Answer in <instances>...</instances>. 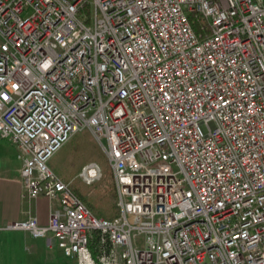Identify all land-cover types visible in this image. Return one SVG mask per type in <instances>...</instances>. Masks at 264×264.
<instances>
[{
    "label": "built area",
    "instance_id": "1",
    "mask_svg": "<svg viewBox=\"0 0 264 264\" xmlns=\"http://www.w3.org/2000/svg\"><path fill=\"white\" fill-rule=\"evenodd\" d=\"M83 128L112 218L48 166ZM0 139L74 264H264V0H0Z\"/></svg>",
    "mask_w": 264,
    "mask_h": 264
},
{
    "label": "crops",
    "instance_id": "2",
    "mask_svg": "<svg viewBox=\"0 0 264 264\" xmlns=\"http://www.w3.org/2000/svg\"><path fill=\"white\" fill-rule=\"evenodd\" d=\"M22 159L10 141L0 139V264H66L68 259L52 235L33 237L25 230L4 227L26 217L27 212L46 225L51 205L46 197H22Z\"/></svg>",
    "mask_w": 264,
    "mask_h": 264
},
{
    "label": "rangeland",
    "instance_id": "3",
    "mask_svg": "<svg viewBox=\"0 0 264 264\" xmlns=\"http://www.w3.org/2000/svg\"><path fill=\"white\" fill-rule=\"evenodd\" d=\"M87 164H96L100 168L99 177L90 184H85L80 177L82 167ZM48 166L63 181L70 182L72 187L87 193L94 187L93 184L102 181L110 173V165L104 146L94 138L91 131L83 128L74 134L48 160ZM112 216L111 210L105 218ZM68 259L66 264H74L75 260Z\"/></svg>",
    "mask_w": 264,
    "mask_h": 264
},
{
    "label": "trees",
    "instance_id": "4",
    "mask_svg": "<svg viewBox=\"0 0 264 264\" xmlns=\"http://www.w3.org/2000/svg\"><path fill=\"white\" fill-rule=\"evenodd\" d=\"M108 176L104 177L102 181L93 184L94 187L90 189L87 193L81 192L78 188L72 187L70 184L71 190L81 199L85 206L97 217L105 218V215L109 210H111L112 217L117 215V195L114 184V179L111 169ZM108 219V218H107ZM94 235L91 244L92 247H96V232H93Z\"/></svg>",
    "mask_w": 264,
    "mask_h": 264
}]
</instances>
